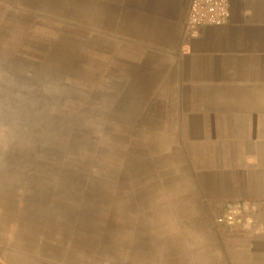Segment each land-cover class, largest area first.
Instances as JSON below:
<instances>
[{"label": "crops", "instance_id": "crops-1", "mask_svg": "<svg viewBox=\"0 0 264 264\" xmlns=\"http://www.w3.org/2000/svg\"><path fill=\"white\" fill-rule=\"evenodd\" d=\"M64 1L35 16L82 34L84 76L113 114L114 171L143 199L98 264H233L235 250L264 264V0H229L221 26L189 25L191 0ZM226 202L253 223L222 247L208 224Z\"/></svg>", "mask_w": 264, "mask_h": 264}, {"label": "rangeland", "instance_id": "rangeland-1", "mask_svg": "<svg viewBox=\"0 0 264 264\" xmlns=\"http://www.w3.org/2000/svg\"><path fill=\"white\" fill-rule=\"evenodd\" d=\"M52 2L0 0V264L112 262L131 203H143L114 171L113 114L84 76L82 34L67 41L35 16ZM222 208L235 223L213 216L208 229L223 247L253 220L241 202ZM239 253L226 261L242 264Z\"/></svg>", "mask_w": 264, "mask_h": 264}, {"label": "built area", "instance_id": "built-area-1", "mask_svg": "<svg viewBox=\"0 0 264 264\" xmlns=\"http://www.w3.org/2000/svg\"><path fill=\"white\" fill-rule=\"evenodd\" d=\"M230 20L229 0H191L188 24L191 26H221ZM236 215L232 209L218 216L217 223H235Z\"/></svg>", "mask_w": 264, "mask_h": 264}]
</instances>
